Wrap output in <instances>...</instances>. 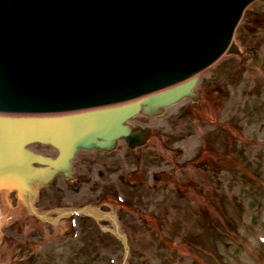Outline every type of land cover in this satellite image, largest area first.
Returning a JSON list of instances; mask_svg holds the SVG:
<instances>
[{
    "label": "water",
    "instance_id": "obj_1",
    "mask_svg": "<svg viewBox=\"0 0 264 264\" xmlns=\"http://www.w3.org/2000/svg\"><path fill=\"white\" fill-rule=\"evenodd\" d=\"M257 1L0 0V185L36 193L60 158L73 167L78 151L122 137L134 100L157 109L185 97L197 75L240 54L235 33Z\"/></svg>",
    "mask_w": 264,
    "mask_h": 264
},
{
    "label": "rangeland",
    "instance_id": "obj_2",
    "mask_svg": "<svg viewBox=\"0 0 264 264\" xmlns=\"http://www.w3.org/2000/svg\"><path fill=\"white\" fill-rule=\"evenodd\" d=\"M235 38L244 58L225 57L199 76L200 85L210 83L212 88L219 89L202 107L207 138H214L215 142L216 134L222 130V142L227 146L223 147L222 158L231 173H223L222 182L218 181L221 197L206 200L207 214L209 210L212 214L207 215L206 221L200 222L199 212L189 205L176 208L171 214V225L176 229L160 231L158 242H152L147 250L146 260H132L129 264H264V147H258L264 144V0L247 10ZM236 118L237 125L233 123ZM136 122L152 127L155 121L138 119ZM208 139L207 143H212ZM247 143L253 145L247 146ZM231 147H237L243 156L240 161ZM31 150L48 157L56 156L51 148L40 145H33ZM104 156L82 155L76 165L81 177L71 188L86 180L84 171L88 160L99 162ZM69 187L58 177L53 187L43 193L38 207L46 210L85 205L82 196L73 200L66 192L64 199L56 202L55 195ZM58 198L63 197L58 195ZM10 199L12 207L16 206L14 196L10 195ZM84 221L61 220L54 227L31 218L11 220L0 229L4 238L0 245V264H6L9 256V264H122L124 252L117 239L89 227L82 229L78 225ZM216 223V228L211 229ZM203 224L206 230L194 231V227ZM184 236L189 243H178ZM6 244L15 245L12 254L8 255Z\"/></svg>",
    "mask_w": 264,
    "mask_h": 264
},
{
    "label": "flooded vegetation",
    "instance_id": "obj_3",
    "mask_svg": "<svg viewBox=\"0 0 264 264\" xmlns=\"http://www.w3.org/2000/svg\"><path fill=\"white\" fill-rule=\"evenodd\" d=\"M211 86L210 83L199 85L204 94L200 93L203 96L199 97L201 100L186 99L162 117L148 119L155 121L151 123L154 133L145 146L131 150L121 142L114 153L105 154L99 162L88 160L84 171L86 180L83 179L78 187L60 190L55 195L56 202L64 199L66 192L73 200L82 196L83 200L98 205L102 211L115 214L128 240L129 259L136 262L146 260L147 250L153 245L151 240H147L148 235L156 237L160 231L176 229L171 225V214L176 208L192 206L205 220L203 201L221 197L218 181L221 182L220 176L225 171L222 153L223 147H227L222 142V130L216 134L215 142L214 138L206 136L202 105L212 99V94L219 92ZM238 122L237 118L233 120L235 125ZM140 126L148 127L145 123ZM207 139L212 143H207ZM263 147L259 146V149ZM236 148L230 149L240 161L243 156ZM254 165L252 162L251 166ZM137 174L141 176L138 184L133 181ZM232 182L230 179L229 183ZM58 195L63 198H58ZM120 199L122 207L119 206ZM89 219L94 221L91 217ZM89 228L109 232L115 227L110 220H102L100 224L91 223ZM202 228L200 225L197 230ZM168 238L172 239L171 236ZM192 240L198 241L199 238ZM183 241L189 243L188 237L185 236ZM119 244L123 248L120 241Z\"/></svg>",
    "mask_w": 264,
    "mask_h": 264
},
{
    "label": "bare ground",
    "instance_id": "obj_4",
    "mask_svg": "<svg viewBox=\"0 0 264 264\" xmlns=\"http://www.w3.org/2000/svg\"><path fill=\"white\" fill-rule=\"evenodd\" d=\"M158 93H155V94H158ZM146 99H147V97H142V98L136 99V100H134V102H132V104L140 106L139 107L140 108L139 115L150 116V115L159 114L158 110H156V109L154 110V109H151L150 107L146 106V102H145ZM125 105L128 106V102L127 103H122V105H120L119 107H124ZM126 130L127 129H123V131H126ZM126 135L128 136V133H126ZM115 146H116L115 143L106 144L105 142L100 141L98 143V145H96L95 147H96V150H98L99 152H103V151H107L108 149L113 150L115 148ZM60 159H61L62 162H65L64 165L62 164V167H59V168L55 169L53 172H50L49 169H47L46 173L40 172V175L36 176V178H37L36 181L48 182V181H50L51 178H53L54 175H63L67 179H69L71 181L72 180L71 177L73 176L72 175V167L70 165H68L67 160H64L62 158H60ZM36 161H38V162H40V164H42V161H39L37 158H36ZM21 168L23 169V164H22ZM21 168L19 170L15 169L16 170L15 172L19 171V173H21L22 172ZM12 170H14V169H12ZM32 175H33V178H34L35 174H32ZM20 176L26 179L24 173L21 174ZM2 179H4V178H2ZM4 181H6V180L4 179ZM4 181H2V182H4ZM25 184H27V185L19 184L17 186L19 194L16 197L17 201H18V208H16V209H14L12 207L11 199H9L7 197V194H4V195L2 194L0 196V198L2 200V205H3L2 206L3 215L0 216V229L8 226V224H10L11 220L25 218V215L28 213L26 211V210H28V205H29V203L32 204L34 202L33 197H35V196H34L33 190L30 191V189H33L32 186H30L27 182ZM3 185H5V184H3ZM69 213L70 212L68 211V215H69ZM62 214H65V213H62ZM33 216L35 218H39L36 214H33ZM46 216L44 215L45 219H47ZM60 216H61V213H60ZM45 221H49L50 222V220H45ZM57 222L55 221L53 224H55ZM3 239H4L3 235L0 232V245L3 243ZM6 246L8 247V255H9V253L12 254L14 252L13 249L15 248V245L12 244V245L8 246V244H6ZM9 248L11 249V251H10ZM9 259H10V256L8 257V261L6 262V264L10 263Z\"/></svg>",
    "mask_w": 264,
    "mask_h": 264
}]
</instances>
